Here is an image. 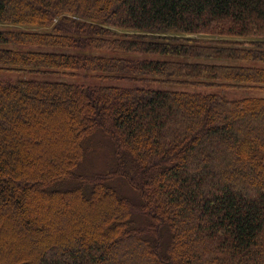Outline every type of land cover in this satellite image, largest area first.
<instances>
[{
    "label": "trees",
    "instance_id": "16d2710c",
    "mask_svg": "<svg viewBox=\"0 0 264 264\" xmlns=\"http://www.w3.org/2000/svg\"><path fill=\"white\" fill-rule=\"evenodd\" d=\"M242 62L264 0H0V69L264 88ZM0 264H264V97L0 77Z\"/></svg>",
    "mask_w": 264,
    "mask_h": 264
},
{
    "label": "rangeland",
    "instance_id": "374dc122",
    "mask_svg": "<svg viewBox=\"0 0 264 264\" xmlns=\"http://www.w3.org/2000/svg\"><path fill=\"white\" fill-rule=\"evenodd\" d=\"M4 28H14L12 25H3ZM35 29V28H33ZM41 29V28H37ZM142 57H154L157 59H174L172 57L164 56H152L144 55ZM182 59V58H178ZM242 65H259L264 66V62H242ZM73 74H48L46 72H18L9 69H0V77L8 78H34V79H49V80H61L67 82H77V83H101L106 85H119V86H140L155 88V89H169V90H182V91H200L208 93H221L230 98H240L243 96H260L264 97V88L255 87H233L226 86L224 83L229 82L227 80H198V79H188L184 80H148L143 82L141 79L126 80L123 78H108V77H95L82 70H74ZM161 78V77H160ZM97 132L102 131L98 130ZM101 133H97L94 143L90 148V155L83 160L78 168V173L82 175H91L93 173H104L109 170L114 163L112 142L107 137L102 136ZM108 140V141H107ZM122 190L131 198L133 202L137 204L138 199L134 192L130 190L127 186L120 184ZM118 189V188H117ZM119 190V189H118ZM120 191V190H119ZM118 191V192H119ZM120 193H122L120 191ZM123 194V193H122ZM125 195V194H124Z\"/></svg>",
    "mask_w": 264,
    "mask_h": 264
}]
</instances>
